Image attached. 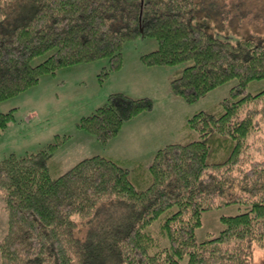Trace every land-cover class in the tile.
I'll use <instances>...</instances> for the list:
<instances>
[{
  "label": "trees",
  "instance_id": "1",
  "mask_svg": "<svg viewBox=\"0 0 264 264\" xmlns=\"http://www.w3.org/2000/svg\"><path fill=\"white\" fill-rule=\"evenodd\" d=\"M199 2L0 0V103L61 67L109 58L116 71L122 44L138 37L157 43L140 55L146 66L184 65L169 91L186 103L237 80L212 109L188 117L196 137L158 148L146 172L138 161L92 155L53 177L49 159L60 141L1 159L0 264H249L264 246V157L254 154L264 151V88L246 90L264 80V33L220 37L206 28ZM151 108L149 98L111 93L78 127L104 145ZM12 111L0 113V132ZM230 204L244 211L222 216V229L197 241L202 213ZM158 219L157 236L149 226Z\"/></svg>",
  "mask_w": 264,
  "mask_h": 264
},
{
  "label": "rangeland",
  "instance_id": "2",
  "mask_svg": "<svg viewBox=\"0 0 264 264\" xmlns=\"http://www.w3.org/2000/svg\"><path fill=\"white\" fill-rule=\"evenodd\" d=\"M212 1L217 7L210 15L207 7ZM199 11H203L200 18L208 23L206 28L220 37H230L231 41L264 33V0H200ZM156 47L155 39L138 37L122 44V63L116 71H109V58L61 67L53 74L42 75L36 85L1 102L0 113L13 110V117L0 132V160L10 154L22 156L36 152L49 143L60 141L49 159V173L53 177L92 155L138 161L140 169L146 172L158 148L189 139L188 117L212 109L237 83L236 79H231L196 102L186 103L173 97L169 91L170 79L178 74L183 64L150 67L140 61V55ZM46 56L47 53L36 56L32 63H40ZM105 71L108 74L103 75ZM262 88L264 80H255L247 85L246 90L254 93ZM115 92L134 98H149L152 108L124 122L118 134L102 145L80 129L78 123ZM191 133L195 138L196 134ZM262 146L263 142L258 143V147ZM254 154L264 157L261 150ZM242 211L244 208L239 204L204 211L201 224L195 229L196 240L215 236L223 227L222 216ZM159 224L158 219L149 226L155 235ZM180 264H186V258L180 260ZM249 264H264V246L253 249Z\"/></svg>",
  "mask_w": 264,
  "mask_h": 264
},
{
  "label": "crops",
  "instance_id": "3",
  "mask_svg": "<svg viewBox=\"0 0 264 264\" xmlns=\"http://www.w3.org/2000/svg\"><path fill=\"white\" fill-rule=\"evenodd\" d=\"M139 115H142V114L140 113V114H138V116ZM134 118H132V119H134ZM132 119H130V120H132ZM130 120H128V121H130ZM5 228H6V217H5V213H4V209H3L2 198L0 195V237L5 232Z\"/></svg>",
  "mask_w": 264,
  "mask_h": 264
}]
</instances>
